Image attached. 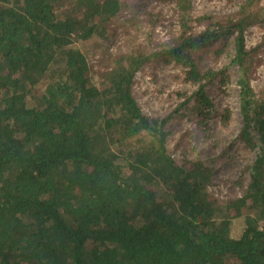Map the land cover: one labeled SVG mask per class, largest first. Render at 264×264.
Wrapping results in <instances>:
<instances>
[{
	"label": "trees",
	"instance_id": "obj_1",
	"mask_svg": "<svg viewBox=\"0 0 264 264\" xmlns=\"http://www.w3.org/2000/svg\"><path fill=\"white\" fill-rule=\"evenodd\" d=\"M193 1L175 0L169 43L110 55L94 82L77 43L107 39L120 0H0V264H264V97L250 83L260 45L245 42L264 11L247 0L215 20L195 17ZM222 37L238 69L239 137L256 152L243 194L224 201L209 192L213 169L177 163L167 120L133 93L144 65L174 60L206 120L205 88L228 75L201 72L192 52Z\"/></svg>",
	"mask_w": 264,
	"mask_h": 264
},
{
	"label": "rangeland",
	"instance_id": "obj_2",
	"mask_svg": "<svg viewBox=\"0 0 264 264\" xmlns=\"http://www.w3.org/2000/svg\"><path fill=\"white\" fill-rule=\"evenodd\" d=\"M124 7L111 23L104 41L77 43L86 54L97 76L109 69L110 55L128 51L160 48L179 34L175 0H120ZM247 0H194L195 17L212 16L225 20ZM254 9L264 11V0H248ZM247 48L260 45L252 66L250 83L264 97V24H253L245 33ZM233 41L220 38L199 45L192 56L201 72L225 69L227 81L214 79L205 88L211 106L209 117L202 121L195 106L194 86L186 78V68L174 60H156L144 65L134 77L133 93L144 114L165 118L166 145L177 163L202 160L213 169L209 192L220 201L241 196L249 181V169L256 152L246 148L239 135L242 119L239 109L238 69L231 63ZM230 111L229 121L223 114ZM205 110V109H203ZM205 110V111H206ZM240 221L233 222L238 230Z\"/></svg>",
	"mask_w": 264,
	"mask_h": 264
}]
</instances>
